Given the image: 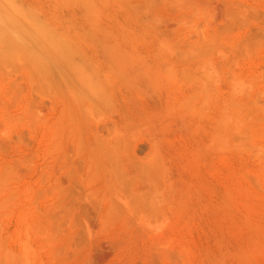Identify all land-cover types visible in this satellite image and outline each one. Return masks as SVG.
I'll return each mask as SVG.
<instances>
[{
  "label": "rangeland",
  "instance_id": "1",
  "mask_svg": "<svg viewBox=\"0 0 264 264\" xmlns=\"http://www.w3.org/2000/svg\"><path fill=\"white\" fill-rule=\"evenodd\" d=\"M0 264H264V0H0Z\"/></svg>",
  "mask_w": 264,
  "mask_h": 264
}]
</instances>
